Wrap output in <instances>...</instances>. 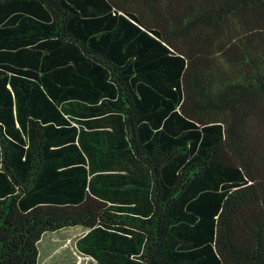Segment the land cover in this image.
I'll return each instance as SVG.
<instances>
[{
  "label": "trees",
  "instance_id": "trees-1",
  "mask_svg": "<svg viewBox=\"0 0 264 264\" xmlns=\"http://www.w3.org/2000/svg\"><path fill=\"white\" fill-rule=\"evenodd\" d=\"M75 227L97 264H264V0H0V264Z\"/></svg>",
  "mask_w": 264,
  "mask_h": 264
},
{
  "label": "rangeland",
  "instance_id": "rangeland-1",
  "mask_svg": "<svg viewBox=\"0 0 264 264\" xmlns=\"http://www.w3.org/2000/svg\"><path fill=\"white\" fill-rule=\"evenodd\" d=\"M85 234L81 227L64 229L57 233H47L40 242L39 264H97L90 258L80 259L77 242Z\"/></svg>",
  "mask_w": 264,
  "mask_h": 264
},
{
  "label": "built area",
  "instance_id": "built-area-1",
  "mask_svg": "<svg viewBox=\"0 0 264 264\" xmlns=\"http://www.w3.org/2000/svg\"><path fill=\"white\" fill-rule=\"evenodd\" d=\"M78 252H79V253H75V254H76L77 257L80 259L79 263H81V260H82V257H83V256H81V255H84L85 258H87V259H88V258L92 259L91 261H95V259H94L93 257L88 256V255L82 253L79 249H78Z\"/></svg>",
  "mask_w": 264,
  "mask_h": 264
},
{
  "label": "crops",
  "instance_id": "crops-1",
  "mask_svg": "<svg viewBox=\"0 0 264 264\" xmlns=\"http://www.w3.org/2000/svg\"><path fill=\"white\" fill-rule=\"evenodd\" d=\"M75 228H77V227H75ZM81 228H82V227H81ZM69 229H70V228H69ZM83 229H84V228H83ZM86 232H87V231H85V234H86ZM85 234H84V235H85ZM84 235H83V236H84ZM83 236H82V237H83ZM82 237H81V238H82ZM79 239H80V238H79ZM94 262H96V263H97V261H96V260H95Z\"/></svg>",
  "mask_w": 264,
  "mask_h": 264
}]
</instances>
